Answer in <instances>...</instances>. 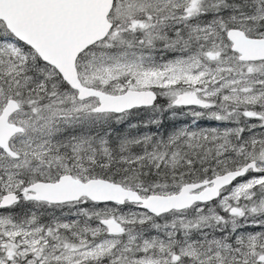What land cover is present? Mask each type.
<instances>
[{"label":"snow or ice","instance_id":"snow-or-ice-1","mask_svg":"<svg viewBox=\"0 0 264 264\" xmlns=\"http://www.w3.org/2000/svg\"><path fill=\"white\" fill-rule=\"evenodd\" d=\"M0 264H264V0H0Z\"/></svg>","mask_w":264,"mask_h":264},{"label":"trees","instance_id":"trees-1","mask_svg":"<svg viewBox=\"0 0 264 264\" xmlns=\"http://www.w3.org/2000/svg\"><path fill=\"white\" fill-rule=\"evenodd\" d=\"M163 102V101H162ZM151 116V113H148V112H142L139 116H134L132 117V120L131 122L132 123H136L140 120H146L148 119L149 117ZM171 116V113L169 112H166L164 114V118H163V125L160 129H157L156 126H150L149 128H142L140 131L142 132H155V131H171L173 129V127H180V126H183L185 124H188L190 123L191 121V118L190 117H185V116H179L173 120L170 118ZM203 125H208V121L207 120H202L200 121V125L202 126ZM118 128L120 129H124L126 130L127 129V124H124V125H118L117 126Z\"/></svg>","mask_w":264,"mask_h":264},{"label":"rangeland","instance_id":"rangeland-1","mask_svg":"<svg viewBox=\"0 0 264 264\" xmlns=\"http://www.w3.org/2000/svg\"><path fill=\"white\" fill-rule=\"evenodd\" d=\"M211 126H219L218 122L215 121H208V125H203L202 127H211Z\"/></svg>","mask_w":264,"mask_h":264}]
</instances>
